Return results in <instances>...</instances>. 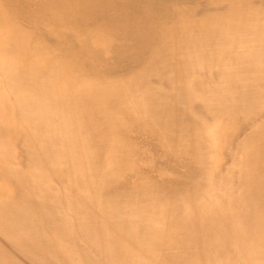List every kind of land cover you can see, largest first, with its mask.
<instances>
[{"label": "bare ground", "instance_id": "bare-ground-1", "mask_svg": "<svg viewBox=\"0 0 264 264\" xmlns=\"http://www.w3.org/2000/svg\"><path fill=\"white\" fill-rule=\"evenodd\" d=\"M0 264H264V0H0Z\"/></svg>", "mask_w": 264, "mask_h": 264}]
</instances>
